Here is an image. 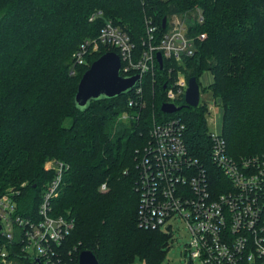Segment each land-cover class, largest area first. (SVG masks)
Returning a JSON list of instances; mask_svg holds the SVG:
<instances>
[{"label":"trees","instance_id":"1","mask_svg":"<svg viewBox=\"0 0 264 264\" xmlns=\"http://www.w3.org/2000/svg\"><path fill=\"white\" fill-rule=\"evenodd\" d=\"M194 8L204 23L189 26V34L207 36L184 58L185 75L222 101L229 156L264 159V0H0V193L20 189L19 214L37 216L54 176L46 160L69 165L52 201L54 216L75 220L60 248L69 264H78L84 250L99 264L161 263L169 237L138 225L137 152L149 142L153 118H182L186 145L203 161L212 147L207 107L161 111L168 102L165 86L178 78L175 63L165 60L163 71L143 77V98L133 91L81 111L75 102L79 78L118 50L102 46L88 57V66H75L73 55L98 38L108 20L127 32L139 59L147 48L146 19L158 28L159 44L167 32L163 21ZM97 13L103 16L91 22ZM205 72L214 77L207 88L200 83ZM123 115L128 123L120 120ZM104 184L107 192L101 191ZM11 251L12 259L35 263L19 247Z\"/></svg>","mask_w":264,"mask_h":264},{"label":"built area","instance_id":"2","mask_svg":"<svg viewBox=\"0 0 264 264\" xmlns=\"http://www.w3.org/2000/svg\"><path fill=\"white\" fill-rule=\"evenodd\" d=\"M197 13V24H203L204 17L199 10ZM102 16L97 13L90 21ZM174 17L167 23V32L159 44H155L158 28L146 19L144 45L147 48L139 59H135V46L127 32L107 20L99 37L86 40L73 55V62L75 66H88V57L99 53L102 46L117 49L115 53L122 61L121 75L141 76L134 93L143 98V77L154 75L157 69L163 71L165 60L171 61L180 69L178 78L166 88L167 103L179 106L185 102L189 86L184 58L192 57L196 42L204 41L207 35L191 37L186 21ZM159 53L164 62L162 68ZM174 70L175 67H170L171 73ZM202 97L201 93L199 106L213 113L215 102ZM133 105L131 99L130 107ZM186 130L180 117L154 120L148 144L137 152L139 227L157 232L164 229V235L171 238L174 223L181 220L189 234L185 247L187 264H264V159L232 158L222 134L210 131V159L203 161L189 151ZM46 170L54 176L44 188L37 216L19 214L20 191L14 188L0 193V261L3 264L11 261L14 246L20 248L21 256L39 260L41 264H69L60 248L73 233L75 220L52 214V201L69 165L52 159L46 163ZM102 189H106V184Z\"/></svg>","mask_w":264,"mask_h":264},{"label":"water","instance_id":"3","mask_svg":"<svg viewBox=\"0 0 264 264\" xmlns=\"http://www.w3.org/2000/svg\"><path fill=\"white\" fill-rule=\"evenodd\" d=\"M167 18L163 21V29L167 27ZM160 66H163L162 54L157 55ZM122 61L115 52L104 54L95 61L89 70L83 75L75 97L78 110L86 111L91 103L110 100L126 96L134 91L141 80L140 75L123 77L121 75ZM189 86L185 96V104L176 106L165 103L161 111L165 114H176L185 108H196L200 104L201 87L197 78L189 79ZM167 86H165V89ZM1 231V228H0ZM34 264H41L36 260ZM78 264H99L95 254L90 250H84L79 254ZM190 264V263H189Z\"/></svg>","mask_w":264,"mask_h":264},{"label":"rangeland","instance_id":"4","mask_svg":"<svg viewBox=\"0 0 264 264\" xmlns=\"http://www.w3.org/2000/svg\"><path fill=\"white\" fill-rule=\"evenodd\" d=\"M175 16H177V18L180 20L186 21V23L189 26H191V25L193 26V25L197 24L198 13H197V9H195V8L193 10H190V11H187L185 13L178 14ZM168 19H169L168 22H170V21H173L175 19V17L170 16ZM88 65H89V62H88ZM89 67H91V65ZM77 75H78V73H77ZM81 79L79 78L80 81H81ZM80 81H78V82L80 83ZM213 81H214V77L210 72H205L200 79V83H201V86L203 88L209 87L213 83ZM74 86H75V84H74ZM72 87H73V85H72ZM202 96H203L202 99H207V100H209L210 103L215 102V105H214L215 111L211 114L210 113L206 114V115H208L207 121H208L210 131L214 132V133L222 134V132H223V119H224V108H223L222 101L220 99H217V100L213 99L210 92L209 93H202ZM152 114H153V117L157 115L156 108H153ZM129 119H130V117L128 115L120 116V120L124 123H128ZM153 121H154V118H153ZM50 160H52V159H50ZM48 161L49 160H46V163ZM46 163H45V165H46ZM27 182L28 181H26V183H24L22 185V187L28 185ZM15 190L20 191V189H15ZM101 191L107 192L108 189L106 187L105 190L102 189ZM173 228H174V230H173L174 235H173V237L169 238V241L166 245V248L164 249L165 254H164L163 259H162L160 264H187L185 247H186L187 242L189 240L188 231L185 228V226L181 220L176 221L173 225ZM163 232H165L164 229L160 233L164 234ZM8 264H24V262L20 261L18 258L17 260L11 259V261H9Z\"/></svg>","mask_w":264,"mask_h":264}]
</instances>
